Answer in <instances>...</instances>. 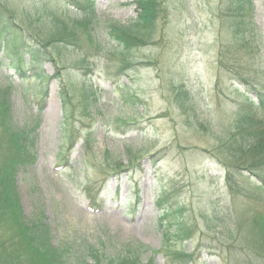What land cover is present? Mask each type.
<instances>
[{
	"label": "rangeland",
	"instance_id": "374dc122",
	"mask_svg": "<svg viewBox=\"0 0 264 264\" xmlns=\"http://www.w3.org/2000/svg\"><path fill=\"white\" fill-rule=\"evenodd\" d=\"M2 1L29 39L41 45L50 39L54 56L32 70L24 55L18 71L15 59L0 52V89L11 121L25 127L36 154L16 175L24 219L40 220L49 244L71 264L89 260L91 250L107 262L125 243L152 250L144 257L153 254V264H169L175 251L192 253L188 264H264L254 254L264 252V229L254 223L264 212V189L238 170L233 194L214 157L229 148L246 97L255 98L251 88L217 71L218 52L231 42L229 26L236 23L224 16L231 0H159L152 40L132 49L138 64L119 78L103 51L114 47L109 26L136 17L135 0H93L92 45L75 22L85 14L69 0ZM250 5L264 36V0ZM57 28L73 32L76 43L56 44L51 34ZM253 67V83L264 89V44ZM83 83L95 94L87 117ZM66 114L76 131L69 149L61 128ZM226 154H234L232 148ZM252 161L245 154L234 162ZM159 200L181 208L190 236L173 233L178 218L159 217Z\"/></svg>",
	"mask_w": 264,
	"mask_h": 264
},
{
	"label": "trees",
	"instance_id": "16d2710c",
	"mask_svg": "<svg viewBox=\"0 0 264 264\" xmlns=\"http://www.w3.org/2000/svg\"><path fill=\"white\" fill-rule=\"evenodd\" d=\"M68 4L83 16L85 14L80 21L75 22L83 27V31L88 36V44L92 45L96 41L89 31L90 24L95 18L94 1L69 0ZM130 4L135 5L136 17L129 24L114 23L109 26L107 36L113 41L114 47L103 51L107 61L116 62L114 75L118 78L126 76L130 69L137 66L138 63L134 62L130 53L132 49L145 45V41L152 40L158 14L162 11L159 0H135ZM230 4L224 16L228 17V21L234 20L236 23L229 26L231 42L218 52L217 71L219 74L226 73L241 85L251 88L255 98L246 97L245 103L236 113V120H238L234 128L236 133L228 143L234 154H226V151H229L226 143L222 146L226 148L222 153L223 157L219 158L215 155L214 157L224 167L225 182L230 192H235L233 176L235 173L241 175L238 170L254 176L260 182V187L264 189V89L253 83L255 77L253 65L255 66L260 55L264 36L253 21V7L250 5V0H231ZM51 36L54 37L56 44L76 43V35L65 31L64 28H57ZM38 39L37 37L28 38L25 30L16 21L12 10L0 0V52L15 59L14 64L18 71L23 69L24 55L28 56V64L33 67L32 70L39 68L43 61H54L53 53L47 49V46L51 44L50 39L42 45ZM240 52L246 54L240 56ZM59 74L57 72L55 77L58 78ZM42 75L41 71L36 73L37 77ZM60 93L64 104L68 95L64 90ZM94 97L92 87L83 83L80 105L84 117L89 115V108ZM246 108L248 109L244 111ZM41 109V107L38 108L37 116ZM68 120L69 117L66 114L61 128L69 149L74 143L76 131L73 123L69 124ZM31 148L32 143L25 127H19L11 121L6 91L0 89V264H71L64 258L62 249L49 244L47 230L40 220L27 222L22 216L16 188V175L20 168L35 162L36 154ZM245 154L251 157L252 163L234 162L239 160V156L243 157ZM160 201L156 203L157 209L161 211L159 217L165 219L171 215L178 218L179 221H174L173 233L178 237L190 236L192 231L186 225L181 208L174 210L165 208ZM94 204L92 197L91 205L94 206ZM256 222L259 224L261 222L260 226L264 229V212L260 213L258 218L255 217L254 223ZM147 251L152 252L142 244L125 243L107 262H103L99 255L96 256V251L91 250L88 251L90 259H82V264H153V254L145 260L144 254ZM254 254L262 259L264 257L261 248L255 249ZM172 258L169 264H188L193 261V254L175 251Z\"/></svg>",
	"mask_w": 264,
	"mask_h": 264
}]
</instances>
